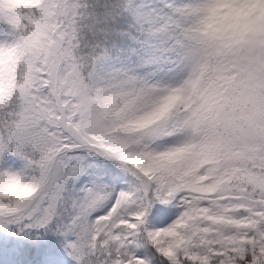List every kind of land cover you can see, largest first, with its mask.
Returning <instances> with one entry per match:
<instances>
[{"label": "snow or ice", "instance_id": "obj_1", "mask_svg": "<svg viewBox=\"0 0 264 264\" xmlns=\"http://www.w3.org/2000/svg\"><path fill=\"white\" fill-rule=\"evenodd\" d=\"M0 264H264V0H0Z\"/></svg>", "mask_w": 264, "mask_h": 264}]
</instances>
